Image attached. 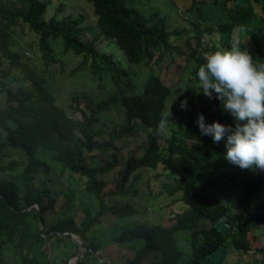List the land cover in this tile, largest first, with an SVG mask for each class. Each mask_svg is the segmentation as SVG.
Instances as JSON below:
<instances>
[{
	"label": "trees",
	"instance_id": "trees-1",
	"mask_svg": "<svg viewBox=\"0 0 264 264\" xmlns=\"http://www.w3.org/2000/svg\"><path fill=\"white\" fill-rule=\"evenodd\" d=\"M8 1L24 4L5 5L0 1V172L16 170L22 162L24 165L12 176H0V264H7L1 254L5 246L12 248L17 264H97L98 259L103 264H237L229 262L234 251L241 256L252 250L259 256L247 264H264V247L251 246V239L256 238L253 231L264 232V171L241 169L229 163L225 159L227 137L214 143L211 136L200 134L196 124L198 114L203 112L206 123L219 121L235 126V118L223 109L219 99L199 96L197 72L206 63L205 53L234 46L231 42L235 29L239 37L236 46L248 50L254 61L264 63V17L254 10V5H259L264 12V0H210L222 6L227 18L205 29L190 17L171 28L170 16L176 15L177 6L160 13L155 8L141 9L134 0H86L95 15V22L86 24L81 13L61 12L63 3L46 18L52 0ZM206 1L190 0L185 12L194 10L202 17ZM227 2L232 4L227 6ZM155 4L159 9L161 3L157 0ZM16 29L36 37L21 49L14 40ZM212 32L218 34L217 45L202 40ZM183 34L187 35L186 43L191 36L196 40L197 48L189 57L194 67L187 95L197 102L187 100L186 110H175L181 116L168 117L172 123L180 120L176 122L180 126L171 131L162 149L158 140L163 136L156 130L170 87L152 66L139 91L133 90L134 83L126 76L136 75L133 67L150 65L154 58L158 63L166 53L182 54L181 46L174 44L170 35L179 38ZM246 35L249 43L240 41ZM58 43L62 53L79 57L71 74L89 70L98 80V87L113 90L95 107L86 104L85 109L79 106L78 95L72 94L68 106L73 112L79 111L80 117L72 116L58 104L57 95L40 76L50 75L51 64L59 61ZM98 43H113L122 50L124 59H115L112 49L99 52ZM33 49H39L43 66L40 72L25 55L26 50ZM9 79L14 83L11 86ZM179 98L185 100L182 95ZM111 106L116 110L122 107L120 125L103 121L102 116ZM104 125L109 127L107 136L95 139L105 132ZM140 126L147 129L142 154L126 162L127 168L115 179V186L105 190L107 181L101 176L117 166L121 146L116 140ZM95 152L106 155L102 164H90L89 159L97 158ZM6 156L13 159L4 162ZM160 162L173 181L164 182L160 194L174 195L168 204L179 202L185 208L172 213L169 225L114 223L112 218L118 221L147 213L150 206L145 193L142 200H136L133 193L138 190L136 182L144 178L143 172L154 170ZM38 173L45 175L34 185L33 175ZM75 174L85 178V189L99 205L94 212L84 208L78 225L72 215L54 207ZM70 201L68 197L65 203ZM140 203L145 209L139 208ZM102 222L112 224L111 242L97 236ZM71 234L80 239L83 248ZM60 245L75 251L56 260L53 252ZM106 245L109 246L97 253ZM128 246L134 251L121 260L107 257L112 250Z\"/></svg>",
	"mask_w": 264,
	"mask_h": 264
},
{
	"label": "rangeland",
	"instance_id": "rangeland-1",
	"mask_svg": "<svg viewBox=\"0 0 264 264\" xmlns=\"http://www.w3.org/2000/svg\"><path fill=\"white\" fill-rule=\"evenodd\" d=\"M3 1L5 5L15 4V5H23V2H15V1H8V0H0ZM157 0H134L135 4L141 8V9H157L158 12L164 13L167 10H170L172 7L177 6L176 8V15L173 14V10L171 12L170 16V27H175L179 24V21H185L186 19H189V17L192 20H196V22H199L198 25L204 26L205 23H214L217 20H220V17H223V12L221 10V6L219 3H213L210 2V0H207L204 4H202L203 7H206V10H204L200 17L199 15H196L194 10L187 11L190 7V0H158V2L161 3V6L159 9L157 8L155 4ZM199 1V0H197ZM201 1V0H200ZM209 1V2H208ZM52 4L50 6V9L45 13V17L48 18L51 15L55 14L57 10V6L59 3H63L62 11L63 13H72V14H83L84 15V23H94L95 22V15L92 9V6L90 3H88L86 0H52ZM179 3V4H177ZM232 2H227V5H231ZM254 10L256 13L264 17V12L261 11V8L259 5H254ZM36 37V34L33 33H21L19 29H16V33L14 35V40L17 42V45L22 49L23 44L25 42L31 40L33 37ZM185 36L187 35H181L179 38H174L170 35V39L174 44H179L181 46V49L183 50V53H166L165 56L157 62H155V58L151 61L150 65H138L136 67H133L132 70L136 73L134 76H126V79L128 81H132L134 83V91L141 90L142 87V81L145 78V73L148 72L149 66L154 67L155 72L157 75L161 78L163 83L170 87V94L166 101V106L163 111V113H167L168 117L171 115L181 116V114H178L175 112V110L180 107V103L182 99L179 98V96L182 95L183 98H187L188 101H192L194 103L197 102V99L189 97L187 95V85H190L189 78H191L193 83V76L190 74L193 67L194 62L193 59L189 58L190 52L195 47L196 40L195 37L190 38V41L188 43L185 42ZM204 42H214L215 45H217L218 40V34L216 32H212L207 36H204L202 38ZM239 40L238 33L235 31L233 32V39L232 44L234 46L237 45ZM240 41H243L245 43H249V38L247 36H243ZM210 42V43H211ZM102 44V45H101ZM98 51L103 53H108L111 49L115 52L116 57L115 59H124L122 50L116 48L113 43H98ZM56 52H57V58L58 62L55 64H51V73L50 75L42 74L40 73V76L45 80L46 85L50 88V90L53 92L56 96L57 102L60 106H62L66 111L72 112V116L74 117H80L79 111H72V108L68 106L69 102L71 101V95L76 94L78 95V104L80 107L85 109L86 104H90L93 107L96 106V102L99 100L106 99L112 92V89L108 88H101L97 86L98 80L93 78L89 70H80L77 71L74 74H71V70L76 66V64L79 61V57H75L69 53H62L61 51V45L58 43L56 46ZM23 51V50H22ZM36 51V52H35ZM25 52V50H24ZM25 55L29 57L30 59V65L36 67L39 72L42 69L41 59L38 58L40 55L39 49H33V50H26ZM61 63V65L59 64ZM61 66V67H60ZM145 75V76H144ZM133 77V78H131ZM7 82L10 84H14L10 79L7 80ZM129 91H132L129 90ZM197 93H200V97H202L205 100H209L208 97L204 96L200 90H197ZM2 93H0V96ZM2 98V97H1ZM118 109H114V106H111V109L107 111L106 114L102 116L103 121H111V123L118 125L121 124L122 121V113L120 106H117ZM171 109V112H170ZM189 118L187 117L186 120ZM169 132L167 135H164L158 140V143L160 144V147L164 149L167 145L165 139L169 137L172 130H178L180 123V120L175 121L172 123V120H169ZM112 125V126H113ZM111 126V125H110ZM111 126V127H112ZM105 132L102 135L96 136L95 139H103L107 136L106 131L109 130V127L107 125H104ZM146 131L147 129L142 128L140 126V129L137 127L134 133L132 132H126L125 137L117 139L116 144L120 145L121 148L117 151V159L118 163L117 166L114 167V169L110 172L104 173L101 177L107 181V185L105 186V190L111 187L115 186V179L121 177L123 174V171L127 168L126 162H132L133 158L139 157L143 150L146 143ZM194 144H198L195 143ZM97 158H91L89 159L90 164L96 165V164H102L105 161L106 155L103 153L95 152L93 153ZM10 159H13L11 156H6L3 158L4 162L10 161ZM24 163L22 162L21 166L23 167ZM21 166H19L16 170L7 171V172H0V176H12L15 174L19 169H21ZM55 174V173H54ZM45 173H38L33 175V183L34 185L39 184V179L44 177ZM144 178L142 181L136 182V187L138 188L136 193H133L136 200H142L143 199V193H145V197L147 198L149 208L146 209L147 213L145 215H137L132 214L126 218L123 217V219H120L117 221L116 218H112L114 223H117L119 225H134L142 222H152V223H161L169 225V217L172 215V213L181 212L185 207L181 205V203L177 202L174 204H168L170 200L174 199V195L169 197L167 194H160L161 188L163 186L164 182L172 183L171 177L167 175V171L163 170V164L160 162L157 167L153 170L150 169L148 171L143 172ZM72 179H69L68 184L64 186L62 192L58 196L57 202L55 204V209H61L65 210L67 214L72 215L74 222L76 225L79 224V222L84 217V208H91L94 211L99 209L98 201L94 197L92 193H89L84 186V177H80L78 174H75L74 177H71ZM147 178V180H146ZM129 182V181H128ZM127 182V183H128ZM68 197H71L70 203H65L66 199ZM64 205L61 207V205ZM138 205H135L137 207ZM145 206V205H144ZM139 208H143L142 204L140 203ZM208 223V222H207ZM205 223V224H207ZM209 225V223H208ZM112 224L106 225L104 222L99 226L100 231H98L97 236L101 240H108L109 242L112 241L113 237V227L111 228ZM205 226V225H204ZM97 227V226H94ZM263 229V227L261 226ZM255 233L256 238L251 239V246L253 248H261L264 247V232L263 230L259 229L258 231H253ZM251 232V235H253ZM251 237V236H250ZM112 244V243H111ZM110 245V244H109ZM103 246L100 247L98 252H101L102 250H105L104 248L109 246ZM129 247V246H128ZM130 248V247H129ZM124 248L119 250H112L111 255L107 256L112 260H121L122 257H125L124 255H130L134 251L132 248ZM1 254L3 256V259L5 263L7 264H17L16 256L13 255L12 248L9 246H5L1 250ZM71 251H75L72 249V247H67L60 245L58 249H56L53 252V255L55 256L56 260H61L65 258L68 253H71ZM106 253V252H105ZM108 253V251H107ZM106 253V254H107ZM259 254H254L253 250L251 252H248L244 255H237L236 251L233 252L232 256L229 257V262L237 263V264H247V262L250 260V262L254 261L255 257H258ZM102 259L97 260V264H103Z\"/></svg>",
	"mask_w": 264,
	"mask_h": 264
},
{
	"label": "clouds",
	"instance_id": "clouds-1",
	"mask_svg": "<svg viewBox=\"0 0 264 264\" xmlns=\"http://www.w3.org/2000/svg\"><path fill=\"white\" fill-rule=\"evenodd\" d=\"M221 10L223 17L219 21H225L226 12ZM204 60L206 63L197 72L200 92L209 99H219L236 123L234 127L219 121L206 123L201 112L196 120L200 134L211 136L217 144L227 137L225 159L229 163L241 169L264 171V63L254 61L248 50L237 46L205 53ZM180 108H188L187 98L181 101ZM156 131L160 136L168 134L167 113H161Z\"/></svg>",
	"mask_w": 264,
	"mask_h": 264
},
{
	"label": "water",
	"instance_id": "water-1",
	"mask_svg": "<svg viewBox=\"0 0 264 264\" xmlns=\"http://www.w3.org/2000/svg\"><path fill=\"white\" fill-rule=\"evenodd\" d=\"M71 238L73 239V241H74L76 244H78V246H79L80 248H83V245H82L80 239L76 238L73 234H71Z\"/></svg>",
	"mask_w": 264,
	"mask_h": 264
}]
</instances>
